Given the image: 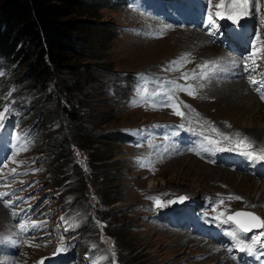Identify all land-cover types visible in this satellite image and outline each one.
Listing matches in <instances>:
<instances>
[{"label":"rangeland","instance_id":"1","mask_svg":"<svg viewBox=\"0 0 264 264\" xmlns=\"http://www.w3.org/2000/svg\"><path fill=\"white\" fill-rule=\"evenodd\" d=\"M125 1L92 0V5L100 8L80 17L86 24L82 37L92 49L91 56L75 61L81 66L86 64L85 67L78 66L76 74L62 71L56 76L66 81L77 79L82 84L80 92H73V100H82L79 104L80 114L89 136H84V142L77 146L73 142L68 143L66 148L69 155H66L63 145L57 151L61 152L58 154L61 158L45 160L44 157L52 152L45 145L57 126L56 117L49 115L55 110L53 100L39 95L35 89L21 97L24 87L6 85L10 78L0 67V111L4 110L5 105L10 109L0 122V128L3 129L6 123L8 129L16 133L14 136L25 138L22 150L5 167L1 163L6 161V157L0 158V191L5 186L28 181L27 192L32 197L40 194L47 197L40 211L45 217L46 230L37 237L18 243L21 246L17 255L19 264L36 263L66 246L77 249L78 262L75 264H116L117 259L120 264L215 262L212 261L213 257L206 258V246L199 244V239L207 241L204 237L190 231L191 237L199 239L190 238L186 233L188 230H181V227L173 229L167 223L162 225L157 219L165 212L168 219L182 221L174 217L178 209L169 208L166 203L180 195L187 197L192 205L190 207L198 210L196 212L193 208L195 224L192 227L196 226L197 230L198 218L203 219L210 214L222 217L221 213L223 216L233 215L237 210L246 209L264 220L263 212L248 209L256 204L260 206L257 209L264 206V175H261V181L251 176L256 187L249 189L241 184L243 182L240 183L238 177L228 180L218 174L215 176L217 172L199 165L198 161L202 158L214 159L220 155L221 148L217 145L228 150L245 148L237 147L236 140L230 137V134L237 132L226 134L213 131L218 125L210 121L209 115L216 113L214 107L203 105V90L209 91L206 85L211 89L220 85L207 81L210 79L208 69L202 66L209 58L203 57L199 47H194V40H188L187 32L180 34L153 21H157L158 16L167 18L187 12L194 14V10L198 15L204 12L209 0ZM217 1L211 0V3ZM248 3L251 7L249 17L258 25L259 42H263L264 46V0H248ZM228 11L231 14V9ZM201 33L217 50L218 47L212 45L210 35ZM199 35L202 40L203 36ZM217 45L223 49L221 42ZM10 72L7 69V73ZM180 75L178 81L184 85L175 90L173 82ZM185 76L188 78L185 79ZM165 92L175 95V105H167L169 102L166 99L174 96ZM18 98L22 103L17 102ZM185 108L190 112V119L199 125L200 139L207 138L201 132L218 136L215 138L219 143H213L208 138L210 141L207 143L204 140L188 145L196 147L200 160L186 153L188 146L180 152L171 150L170 137L164 138L167 122L181 120L182 115L176 113L178 110L183 112ZM219 112L225 115L224 111ZM226 117L230 119L227 114ZM246 120L240 118L235 122L231 118L229 121L244 131L258 128L259 124ZM62 122L65 124V120ZM174 128L183 136L188 130L181 126ZM224 136L230 139L226 140ZM241 136L248 138L253 149L264 148V130L256 138L251 139L252 135ZM7 145L4 142L1 150L5 151ZM96 153L97 157H94L92 154ZM180 155L192 159L181 163L178 162ZM93 157L96 161L90 162ZM214 164L217 165L214 167L221 168L218 163ZM92 165L98 172L95 184L89 180ZM223 168L234 170L227 165ZM75 169L82 171L86 177L84 196L87 200L74 199L78 186L75 183L77 176L73 174ZM7 172L15 173L6 180ZM236 173L239 176L243 174ZM224 190L247 195L254 204L250 206L242 198L236 199L239 195H227ZM107 193L109 196L106 197ZM150 197H159L164 206H157ZM220 199L223 203H219ZM107 200L113 202L105 205ZM1 207L0 236L7 237L14 230L9 225L7 212ZM199 213H202L201 217H198ZM210 223L208 218L207 224ZM85 225L87 228L81 232ZM234 229L239 231L235 226ZM262 231L264 228L254 230L250 235L255 237ZM172 232H176V235L178 232L186 234L187 240L174 239ZM226 236L229 237L228 233ZM261 241H264V237H261ZM221 242L229 247V242ZM199 254L203 257H199Z\"/></svg>","mask_w":264,"mask_h":264},{"label":"trees","instance_id":"2","mask_svg":"<svg viewBox=\"0 0 264 264\" xmlns=\"http://www.w3.org/2000/svg\"><path fill=\"white\" fill-rule=\"evenodd\" d=\"M92 3V0H0V67L10 78L6 85L24 87L21 97L35 89L54 103L55 110L49 115L56 117L57 126L45 146L55 154L49 153L44 157L46 161L61 158L58 156L61 152L57 151L63 145L69 155L68 143L78 145L84 142V136H89L80 114L82 100H73V92H80L82 84L77 79L66 81L56 76L62 71L75 73L81 66L75 61L91 56L92 49L82 37L86 24L80 17L100 8ZM7 69L11 72L7 73ZM17 102L22 103L20 98ZM92 155L97 157V153ZM94 157L90 162L96 161ZM90 172L89 180L95 184L98 178L95 166H91ZM73 174L77 176L75 183L78 185L74 199L87 200L84 173L75 169ZM112 202L107 200L105 205ZM86 228L87 225L82 226L81 232ZM117 260L116 264H120Z\"/></svg>","mask_w":264,"mask_h":264},{"label":"bare ground","instance_id":"3","mask_svg":"<svg viewBox=\"0 0 264 264\" xmlns=\"http://www.w3.org/2000/svg\"><path fill=\"white\" fill-rule=\"evenodd\" d=\"M140 17H141V15H140ZM153 21L156 22L157 24H160L161 26H163L165 28H172L171 29L172 31L178 32L180 34L187 32L189 34V35L188 34L187 35L190 37V38L188 37V40L190 39L189 41H191V42L194 40V42H195L194 47H196V48L199 47V52L201 53V51H202L203 57L209 58V60H207L204 64V65H207L206 68L208 69V75L210 77V79H207V81H209L210 83L213 82V83L219 84L220 86L219 87L217 86V87H214L213 89H211L208 87V85H206V87L209 89V91H206L205 89L203 90L204 91L203 96L205 98L203 99L202 103H203V105L214 107V109L213 108L212 109H213V111H215L216 115H214V114L209 115V117L211 118L210 121L215 122V124L218 125L217 128L215 127L214 129L218 130L219 133L228 134V133L239 132L241 135H245V136L252 135V136H250L251 139H252V137L256 138L258 136V134L264 130V106L247 89L245 83L243 82V80L241 78L242 75L235 74V72L232 70L231 61H230V60H233L235 62L236 60H238L240 58L241 55H243V53L241 51H236V52H233L231 54H227L226 51H224V49L221 50L220 47L217 45L218 39L216 36H213L211 38L212 45H215L218 47L217 50L216 49L214 50V46L211 47V45L207 41L206 37H204L203 33L199 32V31H195L194 28H192V29L183 28L181 22L178 21L172 15L167 16V18H163L161 16H158L157 21L156 20H153ZM188 30H191V31H188ZM199 34H201V36H203L202 40H201V37H199L200 36ZM198 42H199V44H198ZM176 58H178V54L176 55ZM228 58H232V59H228ZM181 60H183V59H181ZM243 61L246 62L247 64L252 63L254 67H255V64L257 63V61H255V60L245 58V56L243 58ZM183 65H184V63H183ZM230 71H233V73H234V77H231L230 79H219V78L213 79V77L219 73L224 72L226 75H228L230 73ZM181 76L182 75H180V77L178 76L174 79L173 84H174L175 90L180 89L184 85V84H180V81H178V79H180ZM168 84H171V82H168ZM165 94H171V93L165 92ZM171 95H173V94H171ZM173 96H174L173 98L166 99V102H169L168 104L166 103L167 105H169V106L175 105V103H176L174 100L175 95H173ZM209 96H212L213 98L211 97L210 99H208L207 97H209ZM199 110H201V109L199 108ZM218 110L224 111L225 115L220 113ZM183 113L184 114L181 116V120H179L178 122H167V134L164 136V138H166L167 136L170 137V142L172 143V145L169 148L171 150L177 151V152H180L181 149H183V147H184L182 144H180L181 143L180 140H183V141L187 140L188 137H194L197 141H200V142L205 140V139L202 140L199 138V125L190 119L189 110L187 108H185ZM217 114L220 116H217ZM226 114L229 116L230 119H228L226 117ZM184 118H187V119L183 120ZM231 118H234L235 122L238 121V120L236 121V119H240V118L247 119L250 121V123H254V124L257 123V124H259V126H258V128L253 127L250 129H245V131H244V129L242 130L240 128H237V126L235 125L234 122L229 121V120H231ZM174 126L185 127L188 130H187V132L184 133V136H183V134H179L181 132L177 131V129L174 128ZM206 133L207 132H201L202 135L205 134L207 136V138L204 136L206 138V140H205L206 143L210 141L208 139L209 137L211 138V141H217L215 138V137H218L217 135L210 134V133L206 134ZM230 137L235 139V140L237 139L235 134L234 135L230 134ZM240 138L242 139L243 136H241ZM257 145L259 146L258 142H257ZM217 146H219V145H217ZM252 148H253V146H252ZM221 149L223 151H228V148H225L222 146H221ZM236 149L243 150V151H250L251 150V149H247V148H236ZM263 149L264 148L261 147L260 149H257V150L261 151ZM186 153L194 156L196 159H199V153L197 156V154H196L197 150H196L195 146H188L186 149ZM183 154H185V153H183ZM205 158H202V160L199 159L200 160V161H198L199 165L208 167L213 172H217V173H214L215 176H216V174H218L219 176H222L223 178H226L228 180H230V179L233 180L234 178L238 177L239 178L238 180L240 181V183L243 182L241 184L247 185V187H249V189H254L256 187V183L252 182L251 176L245 175L244 173L241 174L240 176L237 175L236 172L239 173V171L236 167H231L234 170H237L235 172H233L234 170H232V169H230L232 171L226 170L223 168V166H220L219 164L218 165L221 168L214 167V166H217L214 163L216 161H218V159H216L213 162L211 159H205ZM178 159H179L178 162L184 163L183 161H185L187 159L191 160L192 157H185V156L180 155V157H178ZM203 162L208 163V164H205ZM212 165H213V167H211ZM224 167H226V166H224ZM221 172H222V174H221ZM262 178H264V177H262ZM263 181L264 180H262V182ZM262 192H264V191H262ZM224 193L227 195H230V194L239 195L242 198V200H244L248 205L251 206L252 203L254 204L253 200H250L249 196H247V195H241L240 193H237V192L232 193L230 190H227V191L224 190ZM260 197H261V195H260ZM262 197H264V196L262 195ZM220 201H221V199H220ZM251 207L254 209H252V208H248V209H251L253 211L259 210L260 213L263 212V215H264V206L260 209H257L260 207L258 204H256L255 206H251ZM244 208H246V207H244ZM182 213L185 217H188V218H190L191 216L194 217V209H192L190 207L188 209L186 208ZM201 214L202 213H199L198 217H201ZM209 220H211V217H209ZM193 223H194V221H193ZM207 226H208V224H207ZM179 227H181V229H184V230L186 229V226L183 224L181 226H178L177 228H179ZM221 228H222V232H224V234H225V237H222L218 234L209 235L207 233V231L204 233L203 232L198 233V235H200L201 237H207L209 239L210 243L203 240V239H199L198 237H196V238L190 237V235L188 233L190 231H186V230L185 231L190 238L199 239V244L202 246H206V249L208 251L206 258H212L213 257L212 261H215V262H211V263L207 262L208 264H236L233 261H228L225 258V256L223 255L224 252L227 251V249L229 247L227 245H225V243H222L221 241L229 242L228 237L226 236V233H229V229L226 226H222ZM187 235L184 233H181V232H178L177 235H176V232H172V234H171V236L175 237L174 239H178V241L185 240V238L187 240ZM220 253H221V255H220ZM199 257H203V256H201L199 254Z\"/></svg>","mask_w":264,"mask_h":264},{"label":"snow or ice","instance_id":"4","mask_svg":"<svg viewBox=\"0 0 264 264\" xmlns=\"http://www.w3.org/2000/svg\"><path fill=\"white\" fill-rule=\"evenodd\" d=\"M211 3V0H209V4ZM248 3V0H219V3L216 5L217 9L220 8H225V9H231V14H229L227 11L225 12H221V11H217L216 12V17H218L219 19L223 20L225 18H227L228 20H231L233 24H238L241 17L243 15H246L247 13L244 11V5H246ZM208 7V5H206V8ZM206 27L209 31L210 34H215V29L218 28V24L217 21L215 19H213V15L211 13V11L207 12V22H206ZM207 65H203L202 67H206ZM0 75H2V73H0ZM185 79H187L188 77L185 76ZM251 83L253 84H259L261 82H257V81H251ZM257 91H260L259 88L256 89ZM189 94H194V93H189ZM261 99L264 100V93L261 94ZM9 107L8 105H5L4 110L0 111V122H2L6 116V113L9 111ZM177 115H183V112H180L179 110L176 113ZM213 131H217L216 129H213ZM223 135V134H220ZM236 144L237 147L240 146H244L247 149H251L250 151H246L244 152V154L246 156H248L250 159L252 160H256L259 159L261 161H264V154H259L255 149L252 148V145L249 143L248 138L247 137H243L242 139L241 134L239 132H237L236 134ZM224 139H230L227 136L223 137ZM209 139L211 140V138L209 137ZM213 143H219V141H211ZM261 152H264V150H261ZM15 171V170H13ZM7 195V193H0V197ZM231 198V197H230ZM150 199H154L155 204L157 206H164V202H162L159 197H155V198H151ZM187 199V197L185 196H180L178 198L179 202H184ZM236 199H241V197H236ZM176 201H172L169 200L166 203L167 204H173ZM220 203H223V200L220 201ZM13 215H17L16 213H13ZM221 216H223V213H221ZM240 216H246V217H251L252 220L255 221V223H252L250 225L248 224H244L239 220H236V217H240ZM219 218V217H218ZM63 219V218H61ZM229 221H235V223L239 226V228L243 231V232H250L252 230V228H264V220H262L260 217L255 216L254 213H250V212H237L235 213L234 216H230L228 217ZM40 225L37 223H33V228H39ZM228 235L232 236L233 238L237 237V233L235 231L228 233ZM261 237H264V231L260 232L259 235L255 236L252 238L254 243H260L261 242ZM239 243H243V241H239ZM241 250H247L249 252L253 251V244H246L244 246L243 249Z\"/></svg>","mask_w":264,"mask_h":264},{"label":"water","instance_id":"5","mask_svg":"<svg viewBox=\"0 0 264 264\" xmlns=\"http://www.w3.org/2000/svg\"><path fill=\"white\" fill-rule=\"evenodd\" d=\"M179 197H180V196H179ZM179 197H177V198H176V197L171 198L170 200H172V201H176L175 203H173V204H171V205H175V204L179 203V201H178V198H179ZM240 212H241V211H240ZM247 219H248V217H247ZM241 222L244 223V224H246L245 221H243V219H241ZM246 222H247V220H246ZM250 224H252V223H250ZM248 225H249V224H248Z\"/></svg>","mask_w":264,"mask_h":264}]
</instances>
